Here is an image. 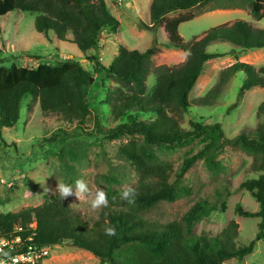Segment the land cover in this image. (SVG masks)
<instances>
[{"label":"trees","instance_id":"trees-1","mask_svg":"<svg viewBox=\"0 0 264 264\" xmlns=\"http://www.w3.org/2000/svg\"><path fill=\"white\" fill-rule=\"evenodd\" d=\"M206 6L209 8L201 9ZM191 9L201 11L166 19L172 13ZM236 9L246 11L253 22H226L188 41L178 34L181 24L197 16L214 10ZM12 12L34 15L33 26L38 34L52 33L56 42L74 45L100 75L118 84L101 104L109 108L115 120L128 114V121L106 129L96 116L93 128L104 139L133 138L122 145L118 153L129 161L138 181L134 187L136 202L129 205L121 199L123 189L111 186L118 180L103 176L108 184L104 191L109 206L92 223L73 213L59 195L46 197L34 208L0 213V238L20 236L23 241L30 238L28 244L47 247L67 242L96 257L99 264H223L229 259H242L252 252L257 242L264 241V125L249 135L240 132L231 139L224 137L217 123L201 125L189 120L190 130L181 126L184 113L192 107L216 106L236 73L243 77L238 97L253 87H264V67L255 69L237 59L239 53L264 50V30L253 24L264 19V0H151L148 24H142L141 28L150 31L162 24L163 46L186 54L182 63L170 67L153 66L151 56L158 45L155 39L143 52L120 44L108 66H102L95 55H86L99 49L103 32L116 34L119 31V22L108 12L104 0H0V17ZM215 44H228L227 54L233 56L235 62L219 71L217 82L203 97L189 100L204 64L225 55L207 52V48ZM153 74L156 82L148 94L146 80ZM93 84L90 72L72 59H56L53 64H40L35 68L0 65V141L2 130L12 128L19 120L21 104L26 99L38 105L43 115L86 131L92 115L89 91ZM149 114L153 115L152 119H139ZM256 114L264 116V102L259 104ZM196 139H201L203 147L187 155L175 175L172 166L160 161L151 151L152 146L171 149ZM227 146L241 148L252 157L248 172L255 177L242 182L239 188L251 194L258 211H243L240 205L235 208L237 215L259 219L252 241L243 246L236 244L238 224L234 221L218 236L194 234L195 224L215 210L206 201L194 202L181 222L161 224L145 218L144 214L159 203H172L191 194V188L183 185L182 178L197 160L203 159L212 173L224 171L225 166L216 159ZM171 178L174 179L171 181ZM109 225L116 229L115 236L104 234Z\"/></svg>","mask_w":264,"mask_h":264},{"label":"rangeland","instance_id":"rangeland-1","mask_svg":"<svg viewBox=\"0 0 264 264\" xmlns=\"http://www.w3.org/2000/svg\"><path fill=\"white\" fill-rule=\"evenodd\" d=\"M104 1L108 12L119 22V31L116 34L103 32L99 49L87 53L88 57L95 55L102 66H108L117 54L120 44H124L129 50L143 52L151 45L152 39H155L158 45L151 56L153 66L170 67L185 60L186 54L183 51L163 46L165 35L162 24L150 31L141 28L142 24H148L151 0ZM204 8L207 9L209 6L201 9ZM201 9L178 11L168 15L166 19L198 14ZM200 16L179 26L178 34L184 41L229 21L253 22L248 13ZM34 17L28 13L17 12L0 17L2 52L0 65L35 68L40 64H53L56 59L78 61L94 77V84L89 91L92 115L87 130L79 131L74 124L43 115L39 106L30 99L22 102L17 123L12 128H4L1 132L0 213L4 214L17 213L41 205L46 197L58 195L54 194L57 183L74 185L75 180L84 179L94 192L98 188L105 190L107 187L108 184L103 176L115 177L118 182L112 183L111 186L117 189H124L126 185L134 188L138 181L129 161L118 153V149L133 138L123 136L113 140L104 139L98 136L93 128L96 116L99 117L102 127L106 129H112L128 121V114L115 120L109 108L101 104L107 95L113 93L112 89L118 84L100 75L74 45L56 42L52 33L46 36L38 34L33 26ZM253 24L264 30V19ZM70 38L67 36L68 40ZM228 48V44H215L207 48V52L213 53ZM28 55L38 57H28ZM223 58H214L204 64L203 71L188 96L189 100L203 97L217 82L219 71L235 62L230 54ZM240 59V62L250 64L255 69L263 68L264 50L247 51L240 54ZM209 79L211 83L198 92L196 87L205 85L204 83ZM242 79L241 73L235 74L225 86L216 106L192 107L189 112H185L182 128L190 130L189 120L201 125L217 123L224 137L231 139L240 132L249 135L257 127L263 126L264 116H257L256 109L264 102V87H253L242 97H238ZM155 82V75H149L146 80L148 94ZM28 106L31 108L28 109ZM152 118L153 115L149 114L140 116L139 119ZM137 140L140 143V139ZM202 147L201 139H196L187 145L171 149L152 146L151 151L160 161L170 164L175 175L179 172L184 158L197 153ZM216 160L225 166L224 171L212 173L207 169L203 159L197 160L182 178L183 185L191 188V194L172 203H159L144 214L145 218L161 224L181 222L183 215L194 202L206 201L215 210L195 224L194 234L218 236L231 221H234L238 224L236 244L243 246L252 241L257 233L259 219L245 218L235 213L237 205H240L243 211H258V204L251 194L239 188L242 182L255 177L248 172L252 157L241 148L227 146ZM173 179L171 178V181ZM65 201L73 213L88 223L98 220L103 210L93 212L90 201H79L74 196L66 198ZM17 232H20V229H17ZM46 251V256L40 261L41 264H99L96 257L67 242L48 247ZM223 264H264V241L257 242L252 252L242 259H229Z\"/></svg>","mask_w":264,"mask_h":264},{"label":"clouds","instance_id":"clouds-1","mask_svg":"<svg viewBox=\"0 0 264 264\" xmlns=\"http://www.w3.org/2000/svg\"><path fill=\"white\" fill-rule=\"evenodd\" d=\"M45 190L49 191L48 189ZM54 194H58L61 200H65L72 196L79 201L88 200L90 201V208L93 212H99L109 206L107 193L99 188L93 192L84 179L75 180L74 185L57 183ZM136 197L137 192L134 188L127 185L124 186L121 192V199L126 201L129 205H133L136 202ZM104 234L109 237L115 236L116 229L110 225L106 226ZM17 240H20V238L17 237ZM5 247H7L6 241L0 239V264H27L32 258L31 255L25 254L13 255L12 251H5Z\"/></svg>","mask_w":264,"mask_h":264},{"label":"built area","instance_id":"built-area-1","mask_svg":"<svg viewBox=\"0 0 264 264\" xmlns=\"http://www.w3.org/2000/svg\"><path fill=\"white\" fill-rule=\"evenodd\" d=\"M17 237L20 238V240H17ZM7 243V247H5V251H12L13 255L17 254H25V255H31V260L27 262V264H34L43 259V257L46 256L48 248L46 245H33L28 244L30 242V238L26 241H23L20 236H14L10 239L0 238Z\"/></svg>","mask_w":264,"mask_h":264},{"label":"crops","instance_id":"crops-1","mask_svg":"<svg viewBox=\"0 0 264 264\" xmlns=\"http://www.w3.org/2000/svg\"><path fill=\"white\" fill-rule=\"evenodd\" d=\"M107 6V5H106ZM243 13H247L246 11H244V10H238V9H236V10H218V11H213V12H209V13H206V14H204L203 16H209V15H211V16H219L220 14H222V15H230V14H235V15H240V14H243ZM203 16H200V17H203ZM230 22V21H229ZM215 46V45H214ZM212 47V46H211ZM229 51H230V48H228V49H224V50H222V51H218V50H216L215 52H213L212 54H225V55H227V53H229ZM240 54H242V53H239V54H237V59L238 60H241L240 59ZM225 55L223 56V57H225ZM223 57H220V58H223ZM224 59V58H223ZM225 59H227V58H225ZM213 60V59H212ZM234 60H235V58H234ZM210 61V60H209ZM214 70V69H213ZM209 78H210V76H209ZM213 78V77H212ZM211 78V79H212ZM211 79H209L208 81H206L204 84L205 85H203V84H201V85H199V87H196L197 88V91L199 92V91H201V90H203V89H205L210 83H211ZM214 79H215V77H214ZM194 88V87H193ZM192 91V90H191ZM190 94V93H189Z\"/></svg>","mask_w":264,"mask_h":264}]
</instances>
